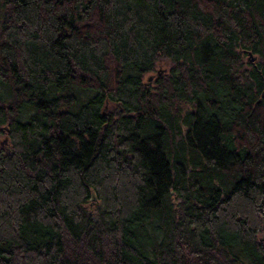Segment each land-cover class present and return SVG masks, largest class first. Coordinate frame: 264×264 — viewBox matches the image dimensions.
Instances as JSON below:
<instances>
[{"label":"trees","instance_id":"obj_1","mask_svg":"<svg viewBox=\"0 0 264 264\" xmlns=\"http://www.w3.org/2000/svg\"><path fill=\"white\" fill-rule=\"evenodd\" d=\"M0 135V264H264V0H0Z\"/></svg>","mask_w":264,"mask_h":264},{"label":"rangeland","instance_id":"obj_2","mask_svg":"<svg viewBox=\"0 0 264 264\" xmlns=\"http://www.w3.org/2000/svg\"><path fill=\"white\" fill-rule=\"evenodd\" d=\"M252 57L255 60L256 57L255 56H252ZM245 59L248 62H252L250 55H247L245 57ZM170 65H171L170 62L166 59H163V60L157 62L156 66H155V70L145 74V76H144L145 83H147L148 86L152 87L153 82L155 81L157 75H159V74L161 75V74L167 72V70L170 68ZM185 109H188V107H185ZM105 110H107V107H105ZM0 144L5 145V143L3 142V136H1V135H0ZM260 235L264 237V230L260 232Z\"/></svg>","mask_w":264,"mask_h":264},{"label":"water","instance_id":"obj_3","mask_svg":"<svg viewBox=\"0 0 264 264\" xmlns=\"http://www.w3.org/2000/svg\"><path fill=\"white\" fill-rule=\"evenodd\" d=\"M250 56H251V61H253L254 60V58L252 57V55L251 54H249Z\"/></svg>","mask_w":264,"mask_h":264}]
</instances>
